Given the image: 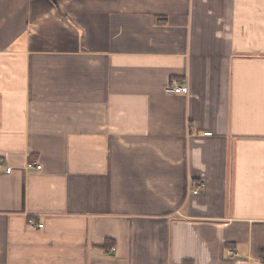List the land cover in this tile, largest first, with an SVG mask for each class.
I'll use <instances>...</instances> for the list:
<instances>
[{"label": "crops", "instance_id": "1", "mask_svg": "<svg viewBox=\"0 0 264 264\" xmlns=\"http://www.w3.org/2000/svg\"><path fill=\"white\" fill-rule=\"evenodd\" d=\"M0 160V264H264V0H0Z\"/></svg>", "mask_w": 264, "mask_h": 264}, {"label": "built area", "instance_id": "2", "mask_svg": "<svg viewBox=\"0 0 264 264\" xmlns=\"http://www.w3.org/2000/svg\"><path fill=\"white\" fill-rule=\"evenodd\" d=\"M183 92H184L183 85H181L176 79L171 80L170 84L166 87V93H168V94H180ZM27 168L40 170L42 168V166L37 164V163H28ZM3 171L10 172L11 168L9 166H5L0 160V172H3ZM204 189H205V183L202 182L194 189L193 192L195 194H197V193L202 192ZM43 225L44 224H42V223L33 224V226H35V228H42ZM228 253L230 256L236 255V253L233 250H229Z\"/></svg>", "mask_w": 264, "mask_h": 264}]
</instances>
